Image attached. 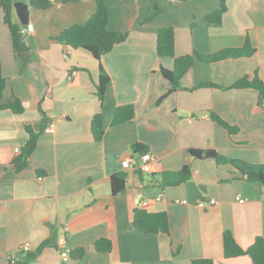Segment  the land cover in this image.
<instances>
[{"label":"crops","instance_id":"1","mask_svg":"<svg viewBox=\"0 0 264 264\" xmlns=\"http://www.w3.org/2000/svg\"><path fill=\"white\" fill-rule=\"evenodd\" d=\"M221 2L226 6L221 22L206 21L205 15ZM106 4L108 29L126 32L127 37L100 61L55 38L64 27L92 14L93 0L55 2L46 9L28 4L33 31L26 33L29 49L17 54L0 12L3 99L17 97L24 106L21 113L0 110V264L21 261L52 229L56 245L43 247L27 264H61V251L80 247L81 257L70 256L78 264H191L195 258L250 264L248 255L224 257L222 232L231 230L242 248L256 236L264 237V185L239 178L229 164L193 158L188 150L214 149L227 157L264 163V109L257 91L224 88L255 73L264 82V0ZM155 5L160 11L148 19ZM14 17L18 19L15 11ZM166 26L173 28L175 56L239 48L246 37L255 51L214 62L195 59L181 77L182 87L164 95L169 82L160 66L172 68L173 58L157 54L156 37ZM100 64L110 77L102 104L95 92ZM73 69L76 73L69 77ZM207 82L217 86H199ZM122 104L133 106L134 117L111 124L115 107ZM39 108L46 115L45 127L52 124L54 131L42 130L27 164L16 171L12 160L28 137L24 126L39 130ZM96 112L103 119L99 141L93 140L90 129ZM210 112L236 130L230 133ZM138 148L152 156V172L175 171L190 163L191 178L164 188L149 183L148 173L142 172L141 180L134 173L138 168L121 165L127 154L140 161L144 152ZM120 171L127 174L125 187L111 194V175ZM138 207L166 212L169 233L135 228L133 211ZM99 238L111 242L109 251L95 249Z\"/></svg>","mask_w":264,"mask_h":264},{"label":"trees","instance_id":"2","mask_svg":"<svg viewBox=\"0 0 264 264\" xmlns=\"http://www.w3.org/2000/svg\"><path fill=\"white\" fill-rule=\"evenodd\" d=\"M18 0H0V12L2 16V23L8 29L11 46L15 54L26 52L29 45L26 42V33L22 32L23 25L18 19L14 17V2ZM71 1L77 0H27V3L39 9H46L58 2L59 4H66ZM95 2V9L92 14L82 23H73L61 29L55 36L62 44L69 46L73 49H82L90 53L95 59L100 61L103 54L111 50V48L126 39L127 33L123 31L109 30L108 25V9L106 0H93ZM226 10V6L221 2L220 6L213 11L207 13L204 19L212 23H220L222 15ZM160 9L155 5L152 13L148 16L150 19ZM255 51L251 46L249 38L246 37L242 47L239 48H225L217 52L202 54L194 50L190 54L175 56L174 53V32L171 26L161 27L157 31L156 37V52L159 56L172 57L173 67L165 68L160 66L162 76L169 82V88L164 95L169 92L175 91L182 87L181 77L192 66L195 59L202 62H214L225 58H235L241 56H250ZM110 77L104 71L101 64L99 65V79L95 85L96 95L102 104L105 99V92L109 83ZM199 86H217L212 82L201 83ZM6 87V79L1 72V58H0V110H11L14 113H21L24 110L22 102L17 97L11 99H3V91ZM253 88L257 91L258 104L264 109V82L255 73L253 76L243 75L237 78L233 83L224 88ZM163 95V96H164ZM41 114L40 128L34 131L30 125H25V130L28 134L27 140L24 145L18 150V154L13 158L12 163L14 169L19 171L28 162L31 153L37 145V138L45 128L47 122L45 112L39 108ZM134 117V108L131 104H122L115 107L111 124H118L121 122L129 121ZM210 118L230 133L236 130L235 127L230 126L227 122L221 119L214 112H210ZM91 135L93 140L99 141L103 136V119L102 113L96 112L90 123ZM145 152L146 149H140ZM189 154L193 158L214 159L215 162L220 164H229L233 170L231 173L238 172V177L247 182L256 185H264V163L255 164L247 161L231 158L218 153L214 149H198L190 148ZM134 173L137 174L141 180L143 173L141 170L136 169ZM193 169L190 163L184 164L179 170H166L161 172H150L146 174L149 183L156 184L164 188L166 186H176L189 180L192 176ZM126 172L120 171L111 175L110 185L111 194L125 187ZM234 178V177H233ZM229 178L227 180H231ZM133 225L143 233H169V225L167 214L164 211L150 212L144 208L138 207L133 211ZM56 234L52 229L49 236H47L34 251H28L21 261L12 262L11 264H27L33 260L43 247L55 246ZM97 251H109L111 249V242L106 238H99L94 242ZM222 248L224 257H234L239 255H248L250 264H264V237L256 236L253 242L246 248H242L237 244L231 230L225 229L222 232ZM71 257H81L83 249L77 248L70 251ZM191 264H214L212 258H195L191 260Z\"/></svg>","mask_w":264,"mask_h":264},{"label":"built area","instance_id":"3","mask_svg":"<svg viewBox=\"0 0 264 264\" xmlns=\"http://www.w3.org/2000/svg\"><path fill=\"white\" fill-rule=\"evenodd\" d=\"M33 31V26L31 24H27L22 28V32L29 33ZM76 73V70H72L70 73V76H73ZM45 132H53L54 127L52 124H49L44 128ZM151 159L152 156L148 152H144L140 155V161H136L133 155L127 154L124 156V158L121 160V165L124 168H138L142 172L150 173L152 172V166H151ZM161 195L159 194L156 198L160 199ZM239 202H243V199H238ZM183 202H186V200H183ZM214 201L211 199L210 203H213ZM202 204V203H200ZM60 260L61 264H78L72 262L70 258V254L68 251H61L60 252Z\"/></svg>","mask_w":264,"mask_h":264},{"label":"water","instance_id":"4","mask_svg":"<svg viewBox=\"0 0 264 264\" xmlns=\"http://www.w3.org/2000/svg\"><path fill=\"white\" fill-rule=\"evenodd\" d=\"M14 9L18 20L23 24L27 25L29 23L28 17V3L23 1H15L14 2Z\"/></svg>","mask_w":264,"mask_h":264}]
</instances>
